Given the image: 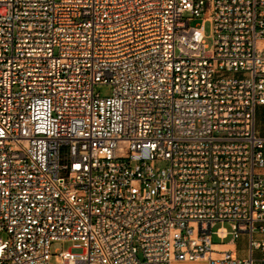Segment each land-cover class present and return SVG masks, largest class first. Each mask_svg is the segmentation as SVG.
Here are the masks:
<instances>
[{"label":"built area","instance_id":"2783aa9c","mask_svg":"<svg viewBox=\"0 0 264 264\" xmlns=\"http://www.w3.org/2000/svg\"><path fill=\"white\" fill-rule=\"evenodd\" d=\"M263 45L264 0H0V264H264Z\"/></svg>","mask_w":264,"mask_h":264},{"label":"rangeland","instance_id":"374dc122","mask_svg":"<svg viewBox=\"0 0 264 264\" xmlns=\"http://www.w3.org/2000/svg\"><path fill=\"white\" fill-rule=\"evenodd\" d=\"M201 23L200 18H195L192 21V24H198ZM205 31H206V41L209 45H212L213 43V37L211 36V23L206 22L205 23ZM264 46V45H263ZM111 85L110 84H97L95 86V92H98L102 97L108 96L111 94ZM257 128L262 132L264 135V106L259 107L257 109ZM159 165H163V163H159ZM231 236L229 235L228 238L220 240L216 236H213V249L217 250L218 252H222L225 250H229L225 248V244L230 240ZM73 242L70 240H64V241H56L51 244V251L54 250H68L71 249L72 252H80V249L72 248ZM247 245H248V237L246 235H241L235 240V247L233 248V251L235 255L239 254V256H246L247 255ZM52 264H57V261L55 258H52L51 260Z\"/></svg>","mask_w":264,"mask_h":264},{"label":"crops","instance_id":"0c3cea01","mask_svg":"<svg viewBox=\"0 0 264 264\" xmlns=\"http://www.w3.org/2000/svg\"><path fill=\"white\" fill-rule=\"evenodd\" d=\"M243 236V235H242ZM235 247V241H228L225 244V248L232 249ZM239 256V254H237ZM244 257V256H239ZM172 264H208L206 260H196V261H173Z\"/></svg>","mask_w":264,"mask_h":264}]
</instances>
